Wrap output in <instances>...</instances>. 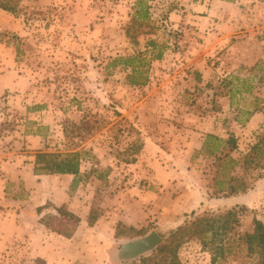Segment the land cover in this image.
I'll list each match as a JSON object with an SVG mask.
<instances>
[{
    "label": "rangeland",
    "instance_id": "374dc122",
    "mask_svg": "<svg viewBox=\"0 0 264 264\" xmlns=\"http://www.w3.org/2000/svg\"><path fill=\"white\" fill-rule=\"evenodd\" d=\"M134 1L0 8V264H259L246 234L264 223V0H147L145 24ZM149 39L162 58L129 85L108 63L149 57ZM207 133L235 146L210 155ZM38 149L91 153L74 189L33 174ZM48 202L80 217L75 239L43 224L71 225L37 211ZM151 230L165 247L121 261Z\"/></svg>",
    "mask_w": 264,
    "mask_h": 264
},
{
    "label": "trees",
    "instance_id": "16d2710c",
    "mask_svg": "<svg viewBox=\"0 0 264 264\" xmlns=\"http://www.w3.org/2000/svg\"><path fill=\"white\" fill-rule=\"evenodd\" d=\"M18 0H6L5 2L0 0V8L4 10L9 11H15L16 4ZM133 9V16L132 18L136 21H139L141 24L147 23V21L150 18L149 15V5L147 3V0H135L132 6ZM146 49L145 52H149L150 55L147 57L146 53L143 52H137L134 54H125V55H119L111 59V61L108 63V67L116 68V67H122L125 69H129L128 73L126 74V82L129 85H143L148 80V65L150 63L151 59H161L163 50L166 47L164 43H157L153 39H149L145 43ZM39 108L38 105L32 107L31 109ZM40 127H37V131H31L28 132V134L33 135H40L39 130ZM228 143L231 145V147L235 146V141L233 137H230L227 140H224L223 138L207 133L205 135V139L202 145V149L208 154H215L218 151H220L221 148L225 146V144ZM87 157H91V153L86 150H74V151H68V152H59V151H47V150H41L38 149L34 152V160H33V167L32 171L34 175H48V174H70L73 175L72 183L70 184V187L74 189L77 186V183L80 178V165L81 162L84 159H87ZM219 185V189L221 191H224V189L221 187V184H223L222 181L217 182ZM232 188V187H231ZM50 202V201H49ZM44 203L43 205H40L37 207V211L40 212L43 208H46L48 205H53L54 209L56 210L60 224L61 222L65 225H67L68 222L71 223L69 227L63 226L61 227L58 223V225H54L52 223L53 219H56L57 217L55 215L49 216L46 219H43V224L49 228L51 231H54L65 238H71L80 223V217L75 214L72 211L64 210L61 206H57L54 203ZM233 214L231 211H229L224 216V227H226L229 222V216ZM253 230L252 232L246 234V241L248 243V249L250 252H255L258 256V262L259 264H264V223L257 218H254L253 221ZM137 235L143 234L142 230H137L135 232ZM179 233V229L170 231V236L172 238L175 237L176 234ZM160 246V245H159ZM165 245H162L161 247H156L159 249H163ZM155 248V249H156ZM149 256L142 255L138 257V260L145 261ZM134 260V259H133ZM123 262L129 261V260H121Z\"/></svg>",
    "mask_w": 264,
    "mask_h": 264
},
{
    "label": "water",
    "instance_id": "95a60500",
    "mask_svg": "<svg viewBox=\"0 0 264 264\" xmlns=\"http://www.w3.org/2000/svg\"><path fill=\"white\" fill-rule=\"evenodd\" d=\"M163 242L162 237L154 230L149 233L120 244L118 257L121 260H132L153 251Z\"/></svg>",
    "mask_w": 264,
    "mask_h": 264
},
{
    "label": "crops",
    "instance_id": "0c3cea01",
    "mask_svg": "<svg viewBox=\"0 0 264 264\" xmlns=\"http://www.w3.org/2000/svg\"><path fill=\"white\" fill-rule=\"evenodd\" d=\"M58 175H60V176H69L70 174H58ZM46 176H49V175H41V176H39V178H42V181H44V179L43 178H46ZM72 177H73V175H71ZM71 177V178H72ZM64 186V187H63ZM68 187V181H66V183L64 184V185H62V188H67ZM65 195H66V192L64 193ZM54 197V196H53ZM55 198V197H54ZM53 201H54V199H53ZM79 232V226H77V228H76V230H75V232H74V234H73V236H72V238L71 239H75V237H76V235H77V233ZM79 252V251H78Z\"/></svg>",
    "mask_w": 264,
    "mask_h": 264
},
{
    "label": "built area",
    "instance_id": "2783aa9c",
    "mask_svg": "<svg viewBox=\"0 0 264 264\" xmlns=\"http://www.w3.org/2000/svg\"><path fill=\"white\" fill-rule=\"evenodd\" d=\"M259 34H260L261 39L263 40V43H264V19H263L262 26H261V29L259 31Z\"/></svg>",
    "mask_w": 264,
    "mask_h": 264
}]
</instances>
